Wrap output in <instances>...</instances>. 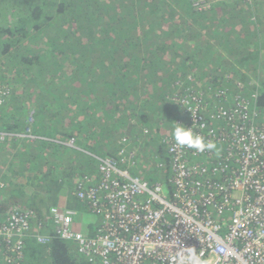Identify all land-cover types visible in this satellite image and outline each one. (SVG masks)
Wrapping results in <instances>:
<instances>
[{"label":"trees","instance_id":"16d2710c","mask_svg":"<svg viewBox=\"0 0 264 264\" xmlns=\"http://www.w3.org/2000/svg\"><path fill=\"white\" fill-rule=\"evenodd\" d=\"M262 15L264 0H211L206 11L188 0H0V225L16 210L32 212L13 264H101L54 232L51 211L65 196L75 221L83 214L93 219L81 233L95 236L100 215L74 193L85 179H101L102 158L170 187L167 140L157 129L169 121L163 129L170 137L180 109L166 118L163 103L190 96L207 69L184 56L216 66L205 91L223 88L232 99L237 87L250 113L264 114ZM163 46L178 51L162 52ZM172 54L173 66L162 65ZM170 87L169 95L159 93ZM218 95L202 111L210 123L213 111L229 108ZM26 129L31 137L21 140ZM6 252L0 239V257Z\"/></svg>","mask_w":264,"mask_h":264},{"label":"built area","instance_id":"2783aa9c","mask_svg":"<svg viewBox=\"0 0 264 264\" xmlns=\"http://www.w3.org/2000/svg\"><path fill=\"white\" fill-rule=\"evenodd\" d=\"M188 1L198 11L209 8L210 0ZM180 102L188 114L184 126L215 148H178L168 137L170 187L133 177L102 158L101 179L95 184L85 179L74 193L100 215L95 236L73 229L75 211L61 204L52 209L54 232L75 242L89 262L174 264L175 253L190 247L205 264H264V114H251L241 98L213 111L210 123L202 113L209 105L193 93ZM31 217L30 211L16 210L0 225L7 250L0 264L21 256Z\"/></svg>","mask_w":264,"mask_h":264},{"label":"rangeland","instance_id":"374dc122","mask_svg":"<svg viewBox=\"0 0 264 264\" xmlns=\"http://www.w3.org/2000/svg\"><path fill=\"white\" fill-rule=\"evenodd\" d=\"M210 3H211V0H210ZM210 3H209V6H210ZM263 29V28H262ZM154 42V39L152 40V43ZM261 49H263L264 50V48H261ZM168 52V53H173V52H177L178 51V49L177 48H172V49H170V48H168L167 46H163L162 47V52ZM190 51V50H189ZM180 52H183L182 50H180ZM247 52L249 53V54H252L253 52H252V48H250V47H248V50H247ZM184 54H187V53H189L188 51H184L183 52ZM186 56H188V55H186ZM186 56H184V58L183 59H185V61H190L191 63H194V64H196V65H200V66H203V67H207V69H202L201 70V72H202V74H200L199 76H198V80L195 82V86L194 87H192L191 89V91H190V94H192L193 93V96L197 99V100H200L203 104H207V105H209L210 104V102L212 101V99H211V96L212 95H214V96H217L218 94V101H220V97L221 98H223V102L224 103H228L229 104V107H232L233 105H234V103L236 104L237 102H238V100L239 99H241V96H242V93H239V92H237V87H234L235 89H236V93H235V95L233 96V94H234V92L232 93V95H231V97H232V99H230V98H228V96H227V94H226V92H225V89H223V88H221V90H223V92L222 91H220V89L218 90V88H214V87H212V88H210L208 91H205V89H204V86H205V83H206V81L208 82V83H210L211 82V78L209 77V74L212 72H209L212 68H215L216 66H211V68L209 67V66H207V63H206V61L205 60H203V59H205V57H201L200 59L199 58H195V59H193L194 58V54H190L189 56H188V59H186L185 57ZM202 56V55H201ZM175 56L172 54V56H170V57H168V60H167V62H166V64L164 63H162V65H169V66H173L172 65V63H171V61H170V59H172V58H174ZM260 60V59H259ZM261 61H264V56H263V58H262V60ZM176 65H177V67H180L181 66V64H180V62L179 63H175ZM264 67V66H263ZM261 72H262V80L264 81V72L261 70ZM227 77V76H226ZM152 79H154V78H152ZM245 79V78H244ZM243 80V79H242ZM153 82V81H152ZM163 83L160 81V84L158 85V86H163L162 85ZM237 85H239L240 87H242V84L240 83V80L238 81V83H237ZM161 87H159V88H161ZM164 87H168V84H166V85H164ZM158 88V89H159ZM239 88V87H238ZM171 87L169 88V90H164L163 92H159V93H163L165 96H167V95H169V93L171 92ZM239 90H241L240 88H239ZM3 91V89H0V92H2ZM242 91V90H241ZM221 92H222V94H221ZM176 93V92H175ZM205 95H208L206 98H205ZM230 95V94H229ZM180 99H181V97L180 96H175V97H173L172 98V101L173 102H170V101H168L167 99H166V101H164V103L163 104H165V106H164V110H163V112H161L162 114H165L164 115V117H166V118H169V119H171V116H172V113H173V110L176 108V107H179V109H180V113H176V115L178 116V119H183L184 118V115H183V112H182V109L184 110V112H185V107L182 105V103L180 102ZM68 100H69V98H66L65 99V101L66 102H68ZM233 101V104L231 103ZM189 102H187V104H188ZM162 104V105H163ZM162 105H160L161 107H162ZM186 105V104H185ZM182 108V109H181ZM217 108V107H216ZM164 119V118H163ZM162 119V120H163ZM187 119H188V115H187ZM27 121H28V124L30 125V127H31V125L33 124V120H32V117L30 116V117H28V119H27ZM148 129L149 128H152L151 126H149V125H146V124H144ZM165 126H170V123H169V121L167 122V123H161V124H159L158 125V129L157 130H159V129H162L161 131L164 133V135H162V137L164 138V141L165 140H167V137L169 136V134H166L167 133V130H164L163 128L165 127ZM161 131H160V133H161ZM166 132V133H165ZM162 133V134H163ZM161 135V134H160ZM18 137L19 138H21V140H23V139H26V138H29V137H31V135H30V129H26V131L23 133V134H19L18 135ZM74 143L75 142H72V144L74 145ZM68 146H69V144H68ZM220 147H218V149H219ZM1 154H5V151L4 150H2L1 152H0V155ZM5 163V166L7 165V161L6 162H4ZM3 164V163H2ZM145 165V164H144ZM144 170H147L146 168H144ZM61 205H63V204H61ZM63 206H65V204L63 205ZM10 212V211H9Z\"/></svg>","mask_w":264,"mask_h":264},{"label":"clouds","instance_id":"9594fccd","mask_svg":"<svg viewBox=\"0 0 264 264\" xmlns=\"http://www.w3.org/2000/svg\"><path fill=\"white\" fill-rule=\"evenodd\" d=\"M174 145L178 148L193 149L196 152L211 151L215 144L206 142L205 139L194 133L193 127H185L182 124H176L171 131ZM174 264H205L204 260L193 248H182L174 255Z\"/></svg>","mask_w":264,"mask_h":264},{"label":"crops","instance_id":"0c3cea01","mask_svg":"<svg viewBox=\"0 0 264 264\" xmlns=\"http://www.w3.org/2000/svg\"><path fill=\"white\" fill-rule=\"evenodd\" d=\"M262 17H263V19H262V21L264 22V15H262ZM248 50V49H247ZM246 50V51H247ZM254 50H256V49H254ZM253 52V51H252ZM255 53H252L251 55H254ZM263 56H264V50L263 49H261V50H259V52H258V57H259V59H260V61L262 60V58H263ZM261 63L263 64V66H264V61H261ZM129 114V113H128ZM131 122H133V121H131ZM134 123V122H133ZM167 168V167H166ZM165 168V169H166ZM58 204L60 205V204H66V200H65V196H60V198H59V201H58ZM81 221H82V223H81ZM81 221H73V228L75 227L74 226V224L75 225H79L80 226V232H84V227L86 226L87 228H89L88 227V224L91 222V221H93V219H92V217L91 216H89V215H82V219H81ZM89 221V222H88ZM85 223V224H84ZM74 230H75V228H74ZM75 231H78V230H75Z\"/></svg>","mask_w":264,"mask_h":264},{"label":"bare ground","instance_id":"6f19581e","mask_svg":"<svg viewBox=\"0 0 264 264\" xmlns=\"http://www.w3.org/2000/svg\"><path fill=\"white\" fill-rule=\"evenodd\" d=\"M89 155V154H88ZM94 157V156H93ZM102 158V157H101ZM95 161V160H94Z\"/></svg>","mask_w":264,"mask_h":264}]
</instances>
